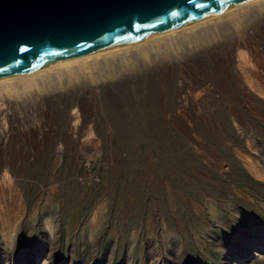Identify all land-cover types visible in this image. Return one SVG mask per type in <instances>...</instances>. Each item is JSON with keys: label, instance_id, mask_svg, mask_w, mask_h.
I'll return each instance as SVG.
<instances>
[{"label": "rangeland", "instance_id": "374dc122", "mask_svg": "<svg viewBox=\"0 0 264 264\" xmlns=\"http://www.w3.org/2000/svg\"><path fill=\"white\" fill-rule=\"evenodd\" d=\"M260 12L238 25L222 24L225 29L220 26L203 40L182 41L176 45L179 49H151V54L141 55L142 60L140 55L125 58L121 67L116 62L112 77L127 80L120 78L121 84H115L116 80L111 94L93 88L87 94L90 119L100 122L98 153L83 149L70 153L75 138L79 146V139L83 146L92 145L84 142L90 121L73 136L66 129L63 109L68 97L78 96L74 87L92 83V77L82 74L81 82L71 79L77 81L73 87L54 90L73 92L51 103L55 121L46 127L45 149L35 152L34 143L26 145L27 153L33 154L30 160L11 154L17 173L22 179L30 177V182L18 183L22 196L17 200L0 193V219L26 222L29 231H20L17 248L0 242V264H151L159 251L160 258L171 264H264V181L251 178L236 162L247 157L264 168V100L244 88L236 61L237 52L245 50L252 62L246 66L264 82V9ZM212 53H217L221 65ZM166 62L172 68L163 78L156 68ZM184 93L189 98L199 94L201 104L182 105ZM17 99L15 109L35 102L34 97ZM181 110L188 112L187 122ZM15 123L12 129L6 126L15 134L14 142L16 132L26 128ZM105 124L117 133L115 143L99 135ZM58 145L64 149L59 160L53 154ZM52 183L59 190L58 202L48 197ZM209 202L216 216L209 213ZM49 214L58 237L47 245L40 229ZM97 214L99 219L94 218V229L89 231Z\"/></svg>", "mask_w": 264, "mask_h": 264}, {"label": "bare ground", "instance_id": "6f19581e", "mask_svg": "<svg viewBox=\"0 0 264 264\" xmlns=\"http://www.w3.org/2000/svg\"><path fill=\"white\" fill-rule=\"evenodd\" d=\"M263 9H264V0H245V1H242L238 4L233 5L231 7H228V8L219 10L217 12L202 16L198 19H195V20L185 24V25L168 29L166 31H163L159 34H156V35L151 36L149 38H146L144 40L128 43V44H126V45H124V46H122L116 50L101 53L98 55L88 56V57L81 58V59H73L70 61L63 62V63L53 64V65H50V66H47L44 68L34 69V70H31L28 72L15 74V75L7 76V77L0 79V193L1 194H3V193L12 194L15 197V199L17 200V198L19 199L22 196V194L19 190L20 188H19L18 183L19 182H23V183L30 182V177L27 176L24 179H22L20 177V174L17 173L18 171H16V169H19V167L18 166L16 167L17 161L13 160V156L11 154H14L17 157L19 155L21 158H25L27 160H30V158L33 156V154L27 153L26 145H31L30 143H34L36 145V147L33 148L35 152H38L40 149L42 150L43 148L45 149L44 145H45L46 127L55 121L54 120L55 116L53 114V108H50V106H52L51 103L53 101H56V100H62L61 98L63 96L70 95L71 92H73V91L68 92L67 91L68 89L67 90L65 89V91H55V92H54V90H58L60 88H67L70 85L73 87V85L77 84L76 82L78 80H79L78 82H81L82 79L80 78V76L82 74H87L90 77V79L92 77V79H91L92 83L88 82L91 85L88 83L82 82L81 84L78 83L77 85H81V86H83V88L81 86H77V85H76V87H74V90L79 92V94H78L79 97L77 96L76 99H75V97L74 98L68 97V99L64 102L63 109H64V113L66 114L65 115L66 116L65 117L66 118V124H65L66 129L68 130V132L70 134L73 133L74 134L73 136L77 137V135H80L81 134L80 132L82 130L81 127H85L86 126L85 124H87V122L90 121V125H88L87 131H86V133L88 132L89 137L84 142H92V145L83 146L84 145L83 140L81 141L79 139V142L81 143V145L79 146V145H77V138H75V140H74L75 145L73 146L72 152H70V153L72 155H76L77 152L80 151V149H83V150H85L91 154L98 153L100 149L98 147V141H96L95 139H97L96 137H98V133L96 132V130H98V128L100 126V122L98 120H95L94 118L90 119V115L88 114V107H90V103H89V101H87V94L90 93V90L92 88L99 93L104 91V92H108L109 94H111L109 92L110 88L113 87L114 82L116 80H117L116 81L117 83H115V84H121V81L127 80L126 79L127 77H125V76L118 77V78L112 77V71H114L112 69V67H114V69H116L115 68L116 62L120 63L119 64V66H120L121 64H123L121 61L124 60L125 58L131 59L130 57H135V56H139V55L141 56V55H144V53H146V52L151 54V52H150L151 49H153V51H156L158 48H161V50H165L166 48L168 49V47H173V46L176 47V45H178L180 42H182V41L187 42V40H189L188 41V43H189L190 40L194 41L193 39L197 40L198 38L202 37L203 35H204L203 37H205V34L206 35L211 34L210 31H212V30L214 31L216 29V31H218L217 29H219L220 26H221L220 29L224 28V27H222V24H225V23H236L237 24V22H239V21H241V23H242V20H246V19L248 20L249 18L254 17V15H256L257 12H260ZM256 17H257V15H256ZM262 20H263V18H262ZM252 21L253 20H251V22ZM243 22H245V21H243ZM225 26H226V24H225ZM232 26H233V24H232ZM241 27H243V26H241ZM214 32H213V35H214ZM219 32H220V30H219ZM228 33H229V31H228ZM231 33H232V31H231ZM211 36L212 35H210L209 37H211ZM218 36H220V35H218ZM203 37L201 38L202 40H203ZM213 37L215 39V37H217L216 34ZM247 38L249 39V37H247ZM201 39H199V41H197V42L200 43ZM254 39H255V37H254ZM211 40H210V42H211ZM251 41L252 40H250V42ZM197 42L195 41V43H197ZM242 42H244V41H242ZM208 43H209V41H208ZM248 43H249V40H248ZM187 44H185V46ZM244 44H245V42L243 43V45ZM191 45L193 47L194 44H191ZM179 48H181V47H178L177 49H179ZM154 49H156V50H154ZM250 49H253L252 46ZM179 51H181V50H179ZM208 51H210V50H208ZM239 51L236 54V56H237L236 61H238L237 66L242 71H241V74L237 78H239V80H241V83L244 85V88H246V90H249L252 93L253 92L256 93V95H258L260 98H263V100H264V82H261L260 80L254 78V77H257L258 75L253 72V70L250 66H246V64L249 62L247 61L248 58L246 59L247 56L245 57V53L243 52L245 50H242L240 52ZM184 52L188 53L187 50ZM213 52H215V51H213ZM250 52H252V51H250ZM253 52H254V54H256L255 50H253ZM152 53H155V52H152ZM182 53L183 52H181L180 55ZM150 54H149V56H150ZM158 54L160 55V53H158ZM156 55H157V53H156ZM156 55L154 57H157ZM216 55H217V53H212L213 59L215 58L214 62H219L220 58L218 57V55L217 56ZM181 56H184V54ZM154 57H153V59H154ZM135 58H138V57H135ZM140 58H142V56L139 57V59ZM251 58H253V57H251ZM139 59H137L136 63L138 62ZM153 59L151 60V62H153ZM188 59H189V57H188ZM140 60H142V59H140ZM165 61H168V60L165 59ZM184 63H185V66H187L186 62H184ZM219 63L221 65V61ZM251 63H249V64H251ZM139 64H141V62H139ZM155 65H157V64H155ZM191 65L193 68V64H191ZM134 66H137V64ZM252 67H254V66H252ZM171 68H172V63L166 62V63L162 64L161 66L157 67L156 71L158 70V72H161V75L163 76V78H166L165 75L167 73L170 74L169 71L171 70ZM127 70H128V68H127ZM114 72H116V71H114ZM72 78L74 80H77V81L72 80L73 81L72 82L71 81ZM120 78H122L121 81H120ZM184 95H185L184 98H182L183 100H180L182 102V105H184V103H186V101H190L191 103H195L197 106H199L201 104L200 101H202V100L198 99V97H197V95H199V94H196V96H194L192 98H189V95H187L186 93H184ZM29 97H34L35 102L34 101L33 102H28V101L24 102L25 99L29 100ZM17 98L22 99V101L24 102V106H22V107L18 106L17 107L19 109H22L21 112H17L16 111L17 108L15 109V106L12 107L13 103H18ZM30 100H32V99H30ZM21 104H23V103H21ZM27 104H29V106ZM30 104H32V105H30ZM57 107H58V105H57ZM70 107H74L73 108L74 111L68 112V109ZM181 113H182V115H181L182 120L184 122H187L189 120L188 112H186L185 110H181ZM79 121H82V123L80 125H79ZM15 122H17V124H20V125L26 124L25 129H22V130L16 132V134H18V135H16L17 137L15 138L16 142L13 141L15 134L13 135V132H10V130L9 131L6 130L7 127H8V129H12L13 125L16 124ZM105 125L107 126V128L104 129L102 131V133H100L99 135H102V137L104 138V140L106 142L109 143L111 141V143H113L114 140H116V138H117V133L114 132L112 129H110L111 126H108L109 124H105ZM85 135L87 136V134H85ZM137 136L138 135H134V137H136V139L139 140V138L141 136H139V137H137ZM32 146L33 145H31L30 147H32ZM85 148H87V149H85ZM63 150L64 149L59 145L56 148H54L53 154L57 160H59L58 158H60V156L63 154ZM8 152H10V153H8ZM30 152H32V151H30ZM108 153L112 154L110 147H109ZM28 157H30V158H28ZM238 159H239V162H238ZM32 160H33V158H32ZM255 160H257V159H255ZM236 162L243 166L244 171H246V173H249L251 178H254L256 180H261V183H262V181H264V168H261L259 165H257L254 162V160H251L247 157H245L244 159L242 157H240V158L238 157ZM221 176H223V175H221ZM70 177H72V176H70ZM49 186L50 187H48V189H47L49 199H52L54 202L60 201V198L58 197L59 190L57 189V187L54 185V183L50 184ZM212 205H213V203L209 202V204H208L209 213L213 214V216L214 215L216 216L217 212H215ZM59 208H61V206ZM167 208H168V206H167ZM53 210H56V209H53ZM56 212L59 213L58 210ZM56 212L53 211L51 213L55 214ZM3 213L5 214L4 211H3ZM220 213H221V211H220ZM94 218H95V220L97 219V221H98L99 214L95 215L90 220V225L88 226L89 231H92L94 229V226H95ZM10 219H0V242H3V244L7 247L12 248V246H14L15 248H17L21 244L19 242V240H20L19 237L21 236L20 231H23V229H26L29 231V229H28V226L25 225L26 222H25V224H23L24 222H17L16 223V220L11 222V221H9ZM40 231H41V236H42L43 241H44V239L46 240V241H44V242H46L45 244H47V245L51 244L52 240L49 241V239L50 238L53 239L56 236L55 235V225L53 224L51 214H49L48 217H43V223H42ZM56 237H58V236H56ZM94 241H95V239H94ZM147 241L151 242L149 240H147ZM23 243H25V242H22V244ZM204 245H205V243H204ZM154 247H156V246L154 245ZM162 247L164 248L165 246H162ZM151 248H152V246H151ZM12 249H14V248H12ZM163 250H165V249H163ZM4 252L6 253V255L11 254V252H8L7 250H4ZM160 252L161 251H159L157 253L156 260L151 261L152 263L151 262L150 263L151 264H171L172 262L168 263L167 261H163V259L160 258V256H159ZM149 253H152V252H149ZM150 255H152V254H150ZM176 263L177 262L175 261V264Z\"/></svg>", "mask_w": 264, "mask_h": 264}, {"label": "water", "instance_id": "95a60500", "mask_svg": "<svg viewBox=\"0 0 264 264\" xmlns=\"http://www.w3.org/2000/svg\"><path fill=\"white\" fill-rule=\"evenodd\" d=\"M245 0H0V79L119 49Z\"/></svg>", "mask_w": 264, "mask_h": 264}]
</instances>
